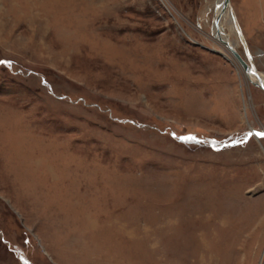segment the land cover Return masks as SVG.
Wrapping results in <instances>:
<instances>
[{"label":"rangeland","instance_id":"rangeland-1","mask_svg":"<svg viewBox=\"0 0 264 264\" xmlns=\"http://www.w3.org/2000/svg\"><path fill=\"white\" fill-rule=\"evenodd\" d=\"M219 1L0 0V264H264V91ZM230 2L264 74V0Z\"/></svg>","mask_w":264,"mask_h":264},{"label":"bare ground","instance_id":"bare-ground-1","mask_svg":"<svg viewBox=\"0 0 264 264\" xmlns=\"http://www.w3.org/2000/svg\"><path fill=\"white\" fill-rule=\"evenodd\" d=\"M221 3H222V0H220L217 5H220ZM227 11H228V13H227ZM214 14L215 15H214L213 19H216V20L218 19L217 20L218 22L216 24L213 21L214 22V27H213L212 38L216 42H218L220 44L222 43L225 47H226V44H224V41L230 43L232 46H234V48L236 49V51H237L238 45H243L244 48H245V51L247 52V55H249L250 54V50L248 48V44L246 43L245 37H244V35L242 33V30H241V28L239 26V23H238V20L236 18V15H235V13L233 11L232 5H230V7H228L224 12H222L221 7L215 8ZM224 16H226L225 17V19H226V25H227V29L229 30V33L226 30H224V29H226V27L225 28L223 27ZM234 16L236 18V22H234V18H233ZM217 27L220 30V33L219 34H218V28ZM250 57H251V60L250 61L252 63H254V60H253L251 54H250ZM228 58L231 59L230 56H228ZM243 71H244V69H243ZM258 73H259L260 78L264 81V74L263 73H260L259 71H258ZM247 78H248L249 82L251 84H253L251 82V78L248 75H247ZM254 79H256V81H257V78H254Z\"/></svg>","mask_w":264,"mask_h":264},{"label":"water","instance_id":"water-1","mask_svg":"<svg viewBox=\"0 0 264 264\" xmlns=\"http://www.w3.org/2000/svg\"><path fill=\"white\" fill-rule=\"evenodd\" d=\"M230 5H231L230 0H222V3L220 5H217L216 8L221 7L222 12H224L228 7H230ZM233 18H234V22H236L235 16ZM217 20L214 19V22L216 24L218 22ZM219 33H220V30L218 28V34ZM224 44H226V47L230 50V52L232 53L234 58L242 66V68L244 69L245 73L251 78V82L254 84V86H256V87H258V88H260L261 90L264 91V81L260 78L258 70L255 67L254 63H252L250 61L251 60L250 54L247 55V58L245 59V58L242 57V55L239 52L236 51L234 46H232L230 43L224 41ZM254 78H257V81ZM254 134L256 135L257 132H254Z\"/></svg>","mask_w":264,"mask_h":264},{"label":"snow or ice","instance_id":"snow-or-ice-1","mask_svg":"<svg viewBox=\"0 0 264 264\" xmlns=\"http://www.w3.org/2000/svg\"><path fill=\"white\" fill-rule=\"evenodd\" d=\"M257 135L264 136V133H258ZM182 139H194V137H186V138H182Z\"/></svg>","mask_w":264,"mask_h":264}]
</instances>
